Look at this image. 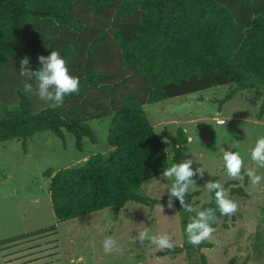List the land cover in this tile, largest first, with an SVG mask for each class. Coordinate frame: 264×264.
<instances>
[{
	"label": "trees",
	"instance_id": "trees-1",
	"mask_svg": "<svg viewBox=\"0 0 264 264\" xmlns=\"http://www.w3.org/2000/svg\"><path fill=\"white\" fill-rule=\"evenodd\" d=\"M51 51H58L70 74L79 77V92L66 95L60 107L25 92L19 73L23 58L36 71L42 67L38 57ZM256 80H264V0H0V144L21 140L26 153L35 135L52 132L66 147V132L82 151L83 138L98 142L88 122L113 116L110 154L43 173L59 223L104 209L118 213L129 202L167 207L168 199L139 194L170 166L145 105L237 85L223 103ZM164 137L175 146L173 163L182 162L189 143L185 130L165 129ZM239 181L224 188L231 200L249 196ZM211 195L199 211L217 209L211 226L222 221L227 229L236 213L221 215ZM194 197L190 192L185 197L193 208ZM174 206H181L178 199ZM205 241L200 249L213 247ZM235 263L234 257L229 264Z\"/></svg>",
	"mask_w": 264,
	"mask_h": 264
},
{
	"label": "rangeland",
	"instance_id": "rangeland-1",
	"mask_svg": "<svg viewBox=\"0 0 264 264\" xmlns=\"http://www.w3.org/2000/svg\"><path fill=\"white\" fill-rule=\"evenodd\" d=\"M236 88L237 85L217 86L144 107L167 149L170 165L175 146L164 137V131L185 130L189 143L183 161L193 159L192 168L203 167L205 171L203 176L196 175L190 190L195 194L193 203L197 211L212 200L211 192L204 189L207 182L218 177L225 188L235 180L227 175L222 159L225 150L240 153L245 173L255 168L258 175H264V168L251 160V149L264 136V80H256L249 89L235 91L230 100L222 103ZM112 119L113 116H107L88 122L98 142L93 144L83 138L82 151L77 149L75 137L66 132V147L52 132L35 135L26 153L21 140L0 144V242L56 228L57 235L43 234L40 243L35 238L14 246L23 251L42 248L46 255L41 256H48L51 264H203L202 256L206 264H229L234 257L235 264H264V180L255 187L248 177L246 182L245 178L239 181L249 196L233 197L238 210L227 229L219 221L211 238L205 241L213 244L210 248L200 249L188 242L183 221L192 213L185 212L182 206L164 207L162 211L158 206L129 202L118 213L104 209L59 223L52 209L50 180L43 173L50 168L57 171L79 167L95 154H110L108 134ZM221 119L224 124L218 122ZM171 184L172 179L160 177L144 185L139 194L168 199ZM145 229L150 235L169 234L173 248L186 247L185 251L168 254L148 239L141 242L138 233ZM107 238L117 241L108 254L103 249Z\"/></svg>",
	"mask_w": 264,
	"mask_h": 264
},
{
	"label": "clouds",
	"instance_id": "clouds-1",
	"mask_svg": "<svg viewBox=\"0 0 264 264\" xmlns=\"http://www.w3.org/2000/svg\"><path fill=\"white\" fill-rule=\"evenodd\" d=\"M39 63L42 65L38 70L33 71L29 68V58L25 57L20 61L19 73L25 77L23 82L25 92L38 96L41 100L51 102L52 107L63 105L64 97L71 93L79 92V77L70 74L67 61L58 51H51L48 56H39ZM35 82V87L32 82ZM220 124L225 122L221 119ZM167 150V149H166ZM165 150V151H166ZM223 162L227 170V175L233 179L243 181L242 175L244 161L237 151L225 150L223 153ZM251 160L260 168H264V136H260L254 147L251 149ZM193 159H187L180 163H172L165 168L162 175L165 178L172 179V184L168 193L167 207H174V198L179 200L180 205L187 213L195 212V215L189 217L186 226L188 242L193 246H199L205 240H209L215 231L211 226L214 221L217 209L208 208L197 211L193 206L186 202V195L195 184L193 177L197 174L204 175L203 167L192 168ZM253 187L259 185L264 180V175H258L255 168L247 169L246 173ZM208 192L215 193V202L221 215L231 216L238 210V204L229 199L227 192L218 181H209L204 185ZM158 207L163 211L164 205L161 203ZM141 242L145 239L160 250H170L173 248V242L169 234L150 235L148 230L139 231L138 237ZM117 241L107 238L103 242V249L106 254L111 253L116 247Z\"/></svg>",
	"mask_w": 264,
	"mask_h": 264
},
{
	"label": "crops",
	"instance_id": "crops-1",
	"mask_svg": "<svg viewBox=\"0 0 264 264\" xmlns=\"http://www.w3.org/2000/svg\"><path fill=\"white\" fill-rule=\"evenodd\" d=\"M50 197H51V193H50ZM28 236H32V237L28 238L27 236H24L27 238L22 239L21 241H15L17 239L19 240L20 238H17L14 241L10 240L11 242H9L8 244L1 246L0 247V264H51L52 261L51 259H48V256L47 257L41 256V255H46L45 251H43L42 248H40L39 250L33 249L29 251L28 250H25V251L17 250V249H21L19 248L20 246H14V245H17L18 243H23L26 240L29 241L30 239L38 238L39 243L43 241V238H41V235L40 236L28 235ZM53 243H55L56 245L57 241L54 240ZM57 248L58 247L56 246L54 249L57 250ZM54 256H57V253H55ZM8 257L11 260H8Z\"/></svg>",
	"mask_w": 264,
	"mask_h": 264
}]
</instances>
